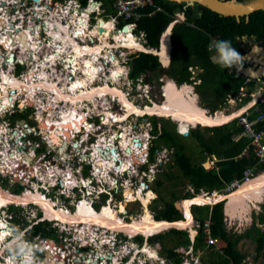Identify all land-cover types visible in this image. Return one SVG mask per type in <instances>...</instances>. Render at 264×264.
<instances>
[{
  "label": "bare ground",
  "instance_id": "1",
  "mask_svg": "<svg viewBox=\"0 0 264 264\" xmlns=\"http://www.w3.org/2000/svg\"><path fill=\"white\" fill-rule=\"evenodd\" d=\"M33 1H34V7L32 8L33 15L30 16L29 18L28 17L24 18L25 22H27L26 24H24V30L21 28H18V30H16V27L13 25L12 27L14 29L11 30L8 25L5 26L0 20V36H2L5 40L7 37V42L5 44H7L8 53L10 52V50L11 53H14L15 51L19 50L21 52V55L20 53H18L19 54L18 56H20L21 58L23 57V59L28 57L31 58L34 57L35 61L38 63V61L41 58V55H39L40 53L39 51L44 49V47H42V49H40L39 51L37 49L39 46V43L37 42L40 41L38 40V38H40L39 32L40 30H42L43 27V30L45 31L47 30L48 34L51 35V40L49 41L48 45L49 47L51 45L50 49L52 50L46 56V60L44 59L42 61L43 66L36 67V65H33V67H29L27 73H24V77L21 79L16 78L14 76L13 70L11 68L13 67L11 65L12 63L11 64L7 62L5 63V68H8V70H5L3 67H1L0 64V74H1L0 76L1 77L3 76L2 82H0V111H7V109H9L13 105L14 98L16 97L15 93L17 90L24 91V89L37 87L39 89L40 88L43 89L45 94V96L43 97L42 96L37 97L38 106H39L38 109L40 110L37 118L40 119L41 116L43 117V113L41 111H54L52 112L54 116L60 115V117L63 120L69 119L71 112L65 111V109L69 107L68 103H73L76 106V103L83 101L88 96V93L79 94V95H67L65 93L66 86L62 84H66L67 82L77 81V80L74 81L75 79L74 71H76L77 77L80 81L90 80L93 75L101 76L102 81H104L105 83H103L97 88H92L90 95L96 93H111V95L115 96L116 99L119 98L120 101L125 102L126 105H128L125 107V109L129 111V113L127 114L128 117H130V115L132 114L134 116V113L136 114V116H141L148 113L150 115L155 114L159 116L172 117L173 119L178 121V124L180 125L179 128L182 132L187 131L191 127H195L198 124H202L205 126H215L226 123L232 120L233 118H235L234 116H238L244 111L243 109L241 113H239L240 110H237L232 113H226L224 111H221L220 113L217 112L216 114H210L203 107L197 104L196 95L193 93L190 85L183 84L182 86H178L173 81H169V83L166 84V88L164 90L165 91L164 96H166V98L162 103L154 102V104L147 105L143 108L137 106L133 101L129 99L128 95L126 94V92L123 91L122 88L115 86L114 84L112 85V83H114V81H118L119 80L118 77L121 78L125 74V72L123 67L124 65L120 62L121 60L118 56L119 54L117 55L116 53L114 54L115 65H111L110 69H107L109 64L113 62L112 60L113 54L111 51L112 50L114 51V49H112V45H110V43L107 41V37L110 36L113 38L111 43L114 44L115 50L120 48H126L128 50H135V51L138 50L151 51L152 53L158 55V57L163 62V64L167 66L170 63V57H171L170 52L172 47L170 40L171 37L170 29L168 28L162 35L161 50H160L143 45L137 39L136 35L132 31L131 32L133 35L127 36L125 34L126 33L125 28L127 26L124 29L121 27L120 29L116 30L115 23L111 19L108 20L104 19V17L102 16L99 17L100 21L98 22V26L94 27L93 33H89L90 37L92 36V41L94 40L92 46L95 47L85 45L87 44V41L85 43L82 41L83 45H80L79 44L80 40L78 39L82 38V36L87 38L86 30H88V28L86 27L85 22L88 19V17H90L88 11H85L86 13L83 14V16H78V14L79 15L82 14L78 8L76 9V13H77V14L75 13L76 15H74V13L72 12L70 13L66 12L63 14L64 10L62 11L60 10V12L57 13L55 12L48 13L44 11L45 6L41 7L43 3L40 0H33ZM17 2L18 1L13 0V3H17ZM6 3H8L7 0ZM0 7H2V4H0ZM41 8L42 10H40ZM91 9L94 8L91 7ZM40 11H44V15H42V12ZM36 19L40 21V25L43 22H46L45 26H38L37 28L33 29L32 26L35 24L32 25L30 22L35 21ZM78 20L79 21L82 20V21L78 22ZM101 20H103V23H101ZM27 25H30V27H27ZM59 27H61L65 32L63 34V38L55 31V29L58 31ZM128 27L131 30V27L130 26ZM2 30L5 31L4 34L1 32ZM21 31L22 32L25 31L27 33L28 41L30 42L29 46H25L20 42ZM76 38L78 41L75 40ZM59 41H61V43ZM0 57L2 58L1 55ZM105 58H108V61H105ZM167 62L168 64H165ZM56 65L64 66L66 70L60 71L59 69L56 68ZM106 75H108L109 78H112L113 81L111 82V80L107 79ZM123 78L124 76L122 77V79ZM121 83L122 82H120V84ZM75 88L76 87H74V89ZM12 89L14 90L15 93H13V95L11 96L9 95V92L10 91L12 92ZM48 92L51 93L52 95L48 94ZM68 100H72V101H68ZM69 109L71 110L72 108L69 107ZM59 111L61 112L59 113ZM5 113H3V115H5ZM117 120L121 122L126 120V118L119 117L117 118ZM43 122L44 123H42V120H40V127L43 129L42 131L44 132L43 136L48 142L49 147H53L55 150L58 148L60 150L59 158L63 160L61 163H63L65 167L68 162L65 160L68 157H65L64 154L65 153L68 154L67 146H69L70 141L72 139L70 137L69 139L70 141H69L68 139H64L60 137L58 133H56L55 131H50V125L52 124V122L49 121L48 119H44ZM54 123H55L54 127H56L58 121L54 120ZM122 126L120 125V128H123ZM19 128L17 129V132L16 131L14 132V134H16L15 135L16 137L18 134H21ZM44 128L46 130H44ZM130 129L131 128L125 126L124 131H122L123 133L118 132L117 130H115L112 133V139H116L117 136L120 137L122 136L120 145L122 147L123 155H125L126 160L125 159L121 160L119 165H116V163H114V165L112 166L109 165V163L111 162L110 158L108 159L106 158L105 161L103 160L104 165H102L103 163L101 162L102 159L100 161V158L95 151L94 154L92 155V159H96L97 157V159L94 160L93 162L95 165V169H94L95 172L99 174L100 177L104 178L105 180H107V182H110L113 185L116 183L117 180L111 177L110 174L112 173L117 174L123 171L128 173V171L132 170V166L134 165V162H137V160L140 161L141 153H144L142 149L139 148L140 146H142V144L138 145V143H136V141L139 140V137L132 136L133 132ZM57 130L59 133H63V134L65 133L64 130L62 131V129H57ZM9 131H10L9 129L0 130V148L2 150H5V144L3 141L7 142L9 146L14 147V150L12 152L9 151L0 152V157L3 163V167L6 171L8 167L13 169L17 165L18 161H20L21 169L24 166L25 162L31 164V166L34 165L35 168L34 171L43 175L42 177L44 178L45 181L56 176L64 177L67 171L63 167L59 166L58 162L57 163L55 162L53 165H51V167L49 166L50 168L48 167V169L47 167H40L37 166V164L35 165V163L34 164L30 163V161L27 160V157L30 153L29 154L27 152L22 153L21 149L18 148L23 143L22 138L21 140L18 139L17 141L12 142L14 139L10 138ZM23 132L24 130L22 131V134L26 133ZM66 132L70 136L72 129L66 128ZM86 138H84V140ZM103 139L105 138L102 137L100 142L97 143V145L112 146L114 143V140L109 138H107L108 140L105 143H103L102 142ZM67 143L68 145H66ZM79 144L81 143L79 142ZM61 146L62 148L60 149ZM101 146L98 147V150L99 148L102 149ZM108 147L105 150L106 155L108 153H112L114 155V153L111 150L114 149L115 147L112 148L110 147L108 148ZM128 147L130 149L129 151L127 150ZM95 148L96 145H94L93 150H95ZM84 149L85 147L83 145L79 149L76 148V151L83 152ZM115 152L117 153L116 149ZM116 155L119 158L118 154ZM107 162L108 164H106ZM124 167L126 168L124 169ZM41 168L47 169L46 175L42 172ZM24 173H26L25 170L22 171V176H24ZM32 173L34 174L33 171ZM65 177L67 179L62 178L63 179L62 182L66 187H71L76 184V179L74 178L72 171L68 172L67 176L65 175ZM128 184L130 185V183ZM142 186L143 187L140 186L133 189L130 185L131 188H129L128 190V192L132 193V197L135 200L139 199L142 200L144 203V216L141 217L140 221H135L133 223L132 222L129 223L119 218L118 215L115 213L116 210L113 209L111 206H105L103 207V210L101 211L97 210V212H95V209L93 207L91 206L88 207V205L85 202L83 203H81V201L79 202L78 207L76 206L77 207L76 213H79L78 215L79 218L76 221V223H80V222L84 223L85 222L84 218L86 217L87 219L91 220V222L88 223L89 225L96 223L99 226L97 228H92L91 227L92 225L89 226L90 231L88 232L86 228H82L81 231H79V233L77 231L78 235H82L83 238L90 237L92 241H95L97 243L96 247H98L99 250L105 249L106 246H108V249L110 250L109 251L110 254V252H113L111 250L112 245H114L115 250L113 252V258L112 255H105V256L102 255L104 254L103 252L98 253L97 259L94 256H92L91 258L90 257L84 258V257H80L79 255L78 257L75 258L76 264H97L102 259H104L103 261L104 264H121L122 254L128 252V249L127 250L119 249L118 247L115 246V244H113V239H111L109 236H105L104 233L100 234L101 227L105 229L109 228L111 230L117 229V231L118 229L123 230L129 233L130 236H135L138 234L150 236L155 233L164 232L171 227H177L180 229H185L189 227L192 228L193 215L190 205L193 203H197V204L210 203L217 199L216 197L208 198L202 194L201 196L183 200L181 203L184 205V207L183 206L182 207L183 210H185L184 211V213L186 214L185 219L179 221L156 220L153 218L149 210L150 209L149 203L156 196L152 191L146 193L145 192L146 186L144 185ZM124 191H125L124 193H127L126 190ZM263 191H264V174L244 184L239 189L235 190L232 194L226 196L225 197L227 199L226 210L231 216V218L233 219L239 217L243 221V218L248 216L249 212H251L253 208L255 210L259 209L257 206L259 203H261L263 199L262 197L263 195L261 196ZM3 194H1L0 192V206H3V204L6 205V203H9L10 201H18V202L23 201L24 203H28V202L30 203V201L31 202L33 201L35 203H39V205L41 204L40 206H42L45 209L46 215L51 219L61 218L62 214H64L63 210L67 214L70 213V211L69 210L67 211L66 209L55 210L53 208L54 203L52 204L50 200H48L47 197H45V195L40 191L33 192L28 190L26 194L24 193L25 195L23 194L22 196L10 194L7 192L5 193L7 195H3ZM4 225L5 224L3 222H0L1 228H3ZM7 234H8L7 229L0 230L1 255L3 253L1 249L2 248L1 245L3 244L1 242L4 241ZM192 235H194L193 230H192ZM25 255L27 257L22 256L18 259V261L15 260L16 257H8L6 258L5 263L6 264H40V261L36 257L32 256L31 251L29 253L27 251ZM132 257L133 258H131V260L135 258V255H133ZM51 258H53V256ZM92 258H95V260H92ZM107 258H109V260ZM245 263H247V261ZM0 264H2L1 261ZM127 264H132V261Z\"/></svg>",
  "mask_w": 264,
  "mask_h": 264
},
{
  "label": "trees",
  "instance_id": "2",
  "mask_svg": "<svg viewBox=\"0 0 264 264\" xmlns=\"http://www.w3.org/2000/svg\"><path fill=\"white\" fill-rule=\"evenodd\" d=\"M88 0H81L85 6ZM104 6L112 3V0H99ZM156 6L162 8L154 16H144L139 21V29H144L148 36V45L158 47L161 34L168 25L175 20L176 13L184 12L186 19L175 24L172 31L173 49L171 55V65L165 68L161 65L158 55L152 53L140 52L130 61L132 78H137L140 74L157 70L161 74H165L168 78H173L180 85L183 83L196 84L198 92L202 96L205 107H219L229 101L231 97H236L241 92V88L245 83V78L241 74V70L246 66L245 59L242 60V66L233 64L228 67L216 61L214 54L216 53L215 43L219 41H230L231 47L243 56L246 52L239 42L237 36L248 35L261 38L264 36V12L259 11L251 16L248 23L237 22L232 17H226L218 14L205 4L197 3L195 5H187L186 3H178L169 0H155ZM151 10V8H149ZM123 29L125 27H122ZM126 35H133L129 27L125 28ZM210 45L212 47L210 48ZM205 67L204 72L197 74L192 79L193 72L190 67ZM253 86V82L250 83ZM164 98V97H163ZM208 104V106H207ZM264 108V105H262ZM160 119V121H159ZM162 120V121H161ZM154 129V138L150 143V161H153L156 153L162 147L173 149L170 167H177L182 175L166 172L163 178H158L157 183L161 187L165 180L173 178L178 179L177 184L181 180L186 179L187 182L194 185L196 190L200 189L212 190L223 187L227 182L234 178H241L244 170L256 163L255 152L251 143V136L245 132L243 126L239 123L238 117L218 126H214L208 130V133L201 129H192L188 136H184L177 132L176 123L167 121L166 118H152ZM160 122H163L160 125ZM160 125V126H159ZM170 125V126H169ZM262 125H257L260 128ZM184 138L195 141L196 148L191 149L184 142ZM250 146V153L243 154V150ZM214 154L224 160L219 161V169L206 170L201 162L208 154ZM195 159V161L193 160ZM147 167H145L146 169ZM260 170H264V162L260 165ZM160 173V172H159ZM163 174V172H161ZM18 191L23 189L22 185L16 186ZM174 200L161 199L162 209L156 208V218L159 220L177 221L182 218L181 213L177 209L175 203L178 197L175 192L171 193ZM161 196V195H160ZM178 201V200H177ZM193 210L195 218L203 222L211 213L213 220V235L223 238L221 249L223 254L216 252L214 248H206L207 261L206 264H240L246 255L238 247V242L247 233L254 231L256 250L260 254H264V212L261 213L257 222L254 220L251 228L247 227L242 233H238L228 228L225 220L223 203H217L210 211V206H195ZM16 220V219H15ZM259 224V225H257ZM36 232H41L43 236L54 234L49 231L45 225H39ZM165 232V231H164ZM160 234L161 241L166 239V235L173 233L178 236L177 244L174 247L164 245L163 253L170 258H174L180 262L181 258L176 256L174 249L179 245H190L191 241L188 232L183 230L172 229L171 232ZM204 231L200 230L194 243V249H205L207 247L204 239ZM141 239V236H139Z\"/></svg>",
  "mask_w": 264,
  "mask_h": 264
},
{
  "label": "flooded vegetation",
  "instance_id": "3",
  "mask_svg": "<svg viewBox=\"0 0 264 264\" xmlns=\"http://www.w3.org/2000/svg\"><path fill=\"white\" fill-rule=\"evenodd\" d=\"M3 1H6V0H3ZM3 1L0 0V4H2V7H0V20H1V22L5 26L8 25L11 30L14 29L12 27V25L15 26L16 28L18 27V28H21L24 30V24L27 23V22H25V19H24L25 16L23 14L18 13V12H16L18 15L17 14H14V15L9 14V9H10L9 4L14 5L15 7H18V6H16V4L19 1L14 0V1H18V2L13 3V0L12 1L7 0L8 3L4 4V6H3ZM29 1H31V0H29ZM219 1L224 2V3H229V4L235 5V6H238V5L246 6V5H250V4H254V3L259 5L260 8L258 10L254 11V12H250V13L233 12L230 15H225V14H221V13L217 12L218 14H220L222 16L232 17L237 22L244 21L245 23H248V22H250L251 16L254 13L259 12V11L264 12V5H263L264 0H219ZM184 3H186L187 5H195L198 2L185 1ZM76 9H77V7L74 8L75 11L73 10L70 12H72V13H74V15H76L77 14ZM44 11L48 12V9L46 6L44 8ZM44 11H40V12H42V15H44ZM58 12H60V10ZM64 13H65V11L63 12V14ZM78 16H83V14H81V15L78 14ZM81 21L78 20V22H81ZM37 22L38 23H36V24L38 25L40 23V21L37 20ZM45 23L46 22H43L42 26H45ZM85 25L88 28V30H86L87 45L92 46L94 40L91 41L88 38H90L89 33H93V31L89 30L87 20L85 22ZM64 28H66V27H64ZM168 28L171 31V26ZM55 31H56V33L61 35V37L63 38V34L65 32L61 27H59L58 31L56 29H55ZM1 32L3 34L5 33L4 30H2ZM41 33L43 34L42 39L37 43H39V45L41 47L45 44L46 47L44 50H42L40 52L41 58L38 61V63L35 61L34 57H32V58L29 57V58H31V60H28L27 58L23 59L24 63H20V62L16 61L17 60L16 56L19 55V54H17V51L14 52V60L8 61L7 58L10 56L11 50L9 53L7 52L8 48H7V44H5L7 42V37L5 40L2 36H0V50H2L0 52V55L2 56V58L0 57L1 67H3L5 70H8V68H5V63L7 62V63L11 64L15 61L17 62V64L23 65L25 72H27L29 67H33V65H36V67L43 66L42 61L44 59L46 60V56L49 54V52L52 49H50L51 45H50V47L48 46L49 41L51 40V35H48V32L43 30V27H42ZM39 34H40V32H39ZM251 37L254 38L255 36H248V35L237 36V41L239 42L240 46L244 50H246L245 54L251 53V51H253V53H254L253 55H255V56L251 58V60H253L252 64L254 65L255 69H258L262 66V68H261L262 70L259 72V73H261V76H260L261 78L259 76H257L256 74L255 75L251 74V76L254 78L255 81L260 82L262 80L264 82V44L260 43L259 48H258V46L253 44V42L251 41L252 40ZM107 39H108V37H107ZM257 39H260L262 42V41H264V36L261 38H257ZM170 40H171V37H170ZM59 42L61 43V41H59ZM59 42H56V43H59ZM79 44L83 45L82 41H79ZM110 45H112V49H114V51L113 50L112 51H113V54H115L116 50H115L114 44L112 43ZM246 46H248L249 48ZM253 46L256 47L254 50L252 49ZM249 55L250 54H248V56ZM25 60L27 61L26 63H25ZM11 68H12L13 74H14V68L13 67H11ZM56 68L59 69L60 71L66 70L65 67L61 66V65L60 66L56 65ZM197 68L200 69L201 67H199V66H196V67L191 66L190 67V69L193 72V76L191 77L192 79H195V77H196ZM16 74H18V73L16 72ZM14 76L16 78L21 79L24 77V74L21 77H17L15 74H14ZM164 76H165L166 80L170 79L165 74H164ZM2 77L0 76V82H2ZM172 79L173 78H171V81L175 82ZM103 83L104 82L102 81L101 84H103ZM175 83H177V82H175ZM177 84H179V83H177ZM183 84H186V83H183ZM187 84L192 85L193 83H187ZM75 85H76L75 82L71 83L69 89H67V92H66L67 95H73L72 90H74V87H76ZM190 87L193 88L192 86H190ZM16 93L19 94V93H22V91L17 90ZM41 94H44L42 89L38 91V95H41ZM20 99L22 101L21 102L22 105L25 104L27 106L29 104L28 101L24 102L23 97ZM112 101H115L117 104L124 106L121 103H118L120 101H118L116 98L112 99ZM13 107L14 106H12V109L16 108V107H14V108ZM17 107L20 108L18 105H17ZM92 108H93V105H92ZM112 109H113V107H112ZM35 110H36V108H35ZM93 110L94 109L88 110V111L87 110L86 111H70L71 113H70L69 119H66L63 121L59 120L60 117H58V122H59V124H62V128L65 132L63 134L62 138L69 140L71 137V139H72L71 141L69 140L70 144H69V146H67L68 154L67 153L64 154L65 157H68L66 160L65 159L64 160L68 161L67 164L68 163L72 164L71 167H69V166L64 167V164L61 163L63 160L59 158L60 150L58 148L55 150L53 147H49L48 142L46 141L45 137L43 136L44 132L42 131L43 129L40 127V120H42V123H44L43 120L48 118L46 116L47 111H41L43 113V117L41 116L40 119L37 118L39 111H37V110L33 111L34 118L36 120L35 127L29 126V123L24 119V118L27 119V115H28L27 111H24V118H21L20 121L24 122V126H25L24 128L25 129L20 128V133L22 134V130H24V132H26V133L23 132L24 134L20 135V137L18 135H17V137L15 136L16 134H14V132L15 131L17 132L18 128L15 127L13 129L12 124L10 123L9 120L7 121L6 119H3L6 121H3V120L1 121L0 130H8L9 129L10 130L9 131L10 138L14 139L12 142L17 141L18 139L21 140V138H22L23 143L20 145V147H18L19 149H21L22 153H26V151H25L26 146L31 148V150L28 152V154L29 153L30 154L27 157V160L30 161V163H32V164L35 163V165L37 164V166L47 167V169H48L49 166L51 167V165H53L55 162L56 163L58 162L59 166L63 167L67 171V173L72 171L73 176L76 177L75 179L77 180V184H75L73 186L81 185V182H84L85 180H88V182L90 183L89 187L82 185V188H84V189H80V194L76 195L73 192L72 188L70 189L69 187H66L64 185V183L62 182V180L66 178L65 175L67 176V173L64 175V177H57L56 176V177H53V178L45 181L44 178L42 177L43 175L34 171L35 170L34 165L31 166V164H28L27 162H25L24 166L22 167V168H24V170L26 172V173H24V176H21L19 174L18 175L13 174L11 180L7 179L3 176H0V179L6 180V181L10 180V182H12V183H18L19 185L23 186V189L21 191H18L17 188H15V189L12 188V190H10L6 187L2 188L1 187L2 181H0V192H1V194H3V192H4L3 195H7V194H5L7 192L10 194L22 196L24 193L26 194V192L28 190L33 191V192L40 191L41 193H43L45 195V197H47L48 200H50V202L52 204L54 203L53 208L55 210L66 209L67 211L69 210L71 213L70 215H68L67 213L64 212V214H62L61 219L60 218L51 219L46 215L45 209L42 206H40L41 204L39 205V203H35L33 201L32 202L30 201V203L29 202L24 203L23 201H19V202L18 201H10L9 202L10 204L6 203V205L3 204V206H0V213L1 212L5 213L4 217H1V215H0V222H3L5 224L3 226V228H1V226H0V230L7 229V231H8L7 235H9L7 240H12V241L21 240L23 242H26L27 247H28L31 243H36V240L34 239V237H36L35 235L40 236L39 240L41 241V249H39V248L38 249L41 252H38L36 250L31 251V254H33L34 257H36L40 261V264H63V262H66V261L75 262V258L78 257L79 255H80V257H84V258L85 257L91 258L92 256H94L97 259V255H98L99 251L96 248V246L92 247V246L87 245L85 247L86 243H84V244L78 243L77 240H79L80 238L78 237L79 235H78L77 231L75 230V229L81 228L83 225H86V226L88 225V224H85L83 222L75 223L77 221V219L79 218L78 217L79 213H76L75 208L78 205V203L82 200V197H83V195H85V193H86V199L92 200L93 208H95L96 210H101L105 206H111L113 209L116 210V211L115 210L114 211L118 215L119 218H121V219H123L129 223L133 221L131 217H128L127 220L125 219L123 207H121V205H123L121 201L127 198L126 195L124 194V192H125L124 190L126 188V183H127L126 181L129 180V175L124 171L121 173H117V174L112 173V174H110V176L113 177L117 181L114 185L110 184V182H107V180L100 177V175L95 172V170H94L95 165L93 163L94 161L92 160V154L94 153L93 152L94 145H96V148L94 151L98 154L100 161L102 159V161H101V162H103L102 165H104V161L106 160V158L107 159L110 158L111 159L110 161H112V162L115 161L116 165H119L121 160H123V159L126 160L125 155H123V151H122V147L120 145V141L118 139L113 143L112 146L97 145V143H98L97 140L100 137L101 138L103 137L105 139H103L102 142H104V141L106 142L108 140L107 137L112 136V133L115 130H117L119 132V130H121L119 127H120V125L122 126V124H120V123H122L123 121L120 122L119 120H117V118H119V117L123 118V116L125 117V115H127L129 113V111H127V109H124L126 111H119V114L115 113V111H110L111 115H110V119H109L108 115L104 114V113H107L108 111H93ZM134 116H136L135 113H134ZM136 117H139V116H136ZM147 118H151V117L145 116V117H141V118H138L137 120H135L133 123H137V124L133 125L134 128H132V132H135V131L142 132V131L146 130L150 134H153L154 124H153L152 118H151V120L144 122V120ZM115 124H117V126H114L112 131L108 132L109 125H115ZM93 125H94V127H93ZM145 125H147V126H145ZM78 127H80V128L78 129ZM87 127H89V128L93 127L94 130L87 133V132H85V129H87ZM66 128L72 129L70 136L66 132ZM146 128H149V130H147ZM33 129L35 131L37 130L36 132H39V135H40L39 140H34V138L25 137L26 135L29 134V132L36 133ZM44 130H46V129L44 128ZM132 135H134V134H132ZM84 138H86V139L84 140ZM101 138H100V140H101ZM30 141L33 142L34 144H30ZM79 142L81 144H79ZM75 143H77V146L74 145ZM66 145H68V143ZM83 145L85 147V149L83 150L84 153L82 151L77 152L76 148L79 149ZM100 146L102 147V149L98 150V147H100ZM108 146L110 148L115 147L114 149L117 150L116 154H118L119 158L117 157V159L114 160V155L112 153H108L106 155L105 150L107 149ZM48 148H49V150L53 151L52 156L50 153H48ZM61 148H62V146L60 147V149ZM139 148H141V146ZM12 151H10V152H12ZM83 155H84V157H83ZM122 156H124V157H122ZM78 163L83 164V165H80L81 170H78V168H75V166L78 165ZM106 164H108V162ZM20 168H21V165L16 166L14 169H18V172H19L21 170ZM125 168L126 167H124V169ZM14 169L12 170L11 168L8 167L7 168V172H8L7 174H9L12 171L16 172V170H14ZM47 169H45L43 172L45 175L47 174V171H46ZM0 170L3 172V170L1 169V164H0ZM142 170H144V169H142ZM32 171L34 172V174L32 173ZM3 173L5 174V172H3ZM133 177H134V175H133ZM135 179H137V178H135ZM138 187H140V186H138ZM146 188L148 190L147 192L145 191L146 193H148L149 191H152L155 194V196H157V194L154 192V190L151 189L150 186L146 185L145 189ZM87 192H88V194H87ZM116 193H119V194H116ZM11 203H13V204H11ZM31 205L33 206V208H31L30 210L26 209V207H30ZM14 206L21 207L22 211L27 210L26 214H24V216L26 217V220L23 221L24 225H20L19 227H17V224H20L21 221H20V218L17 217V215H15L16 213L13 212V209L15 208ZM61 213H62V211H61ZM254 220L253 219L250 220L251 224H250V226H248L249 228H251V225L253 224ZM256 221L258 222L259 218ZM41 224L45 225L46 228L49 231H52L54 234L46 237V236H43L40 231L36 232V231H38L37 229H39L38 226ZM91 225H89V226L94 227V228H97L99 226L96 223H93ZM259 226H261L262 229H264V226H262V225H259ZM172 229L179 230L178 228H169L167 230H172ZM236 231L238 233L243 232V230L241 231L238 228L236 229ZM100 232H104V235L109 236L110 238H111V235H114L113 242L115 243V246L118 247L119 249H122V248H120V245H117L116 235L121 237V239L118 240V243L121 242L122 245H125V244L128 245V243H130V238L127 237V235H129V233H127L123 230L118 229V231H117V229L111 230L109 228H106V229H101ZM169 232H171V231H169ZM254 233H255L254 231L247 233L241 239L244 241L242 246H243V248L245 247V249L243 251L244 252L249 251V254H247L245 261L250 260L252 262V264H264V254H260L256 250V242H255L256 240L254 238V236H255ZM24 234L26 236L25 239H24ZM190 234H191V232H190ZM140 235H142V234H140ZM154 237L155 236H151L148 238L144 235V236H141V239H140L139 236H137V237L133 238V243L137 244L138 246H132V247L133 248L135 247L136 249L142 250V252H144L146 255L147 254L150 255L149 250H148L149 248L148 247L144 248V246H145V242L149 241V239L154 238ZM13 244L14 243H10L11 246ZM240 244L241 243L239 241L238 247L242 250V246ZM1 246L3 247V245H1ZM22 246H23V249H21L22 252L17 251V252H15V256H10V257H19L20 258V257L24 256L27 253V250H24V243ZM35 246L37 248V245H35ZM112 247H114V245H112ZM36 248H34V245H32V249H36ZM107 249L108 248H105L102 251L108 252ZM111 250L114 252L113 248ZM3 251H4V249H3ZM113 252H110V254H108V255H112V258H113ZM134 253L138 254L137 252H132V256L134 255ZM153 253H157V259H155L152 262V264H170V263L182 264L181 262L177 263V261L174 258H170L167 255H166V257H167L168 261L166 262L164 258H161L160 254L158 252L153 250ZM52 256H53V258H51ZM107 259L109 260V258H107ZM92 260H95V258H92ZM110 260H112V259H110ZM0 261L2 262V264H6L5 263L6 257L3 256V253H2V255L0 254ZM138 262H140V260H138ZM121 264H123V261Z\"/></svg>",
  "mask_w": 264,
  "mask_h": 264
},
{
  "label": "rangeland",
  "instance_id": "4",
  "mask_svg": "<svg viewBox=\"0 0 264 264\" xmlns=\"http://www.w3.org/2000/svg\"><path fill=\"white\" fill-rule=\"evenodd\" d=\"M19 2L16 4V6H18V7H15L14 5H11V4H9V7H10V9H9V14L10 15H14V14H17L16 12H18V13H20V14H23L26 18L28 17H30V16H32L33 15V7H34V1H29V0H18ZM43 6L42 7H44V6H46L47 7V9H48V13H50V12H56V11H54L55 9H53V7H54V5H53V7H51V4H50V2L49 1H45V2H43ZM40 10H42V8L40 9ZM73 11V10H72ZM70 13V12H69ZM51 14H53V13H51ZM18 15V14H17ZM46 15V14H45ZM49 16V15H48ZM99 16V15H98ZM38 23L37 22V19L35 20V21H31L30 23L33 25V24H35V25H33L32 26V28L34 29V28H37L38 26H42V24L40 25V23L38 24V25H36V23ZM29 23V24H30ZM41 31L42 30H40V38H38V40H41L42 39V33H41ZM47 31V30H46ZM48 32V31H47ZM49 35V34H48ZM252 38V42H253V44H255V45H257L258 46V48H259V45H260V43H263L264 44V41H262L261 42V40L260 39H255V38H253V37H251ZM88 39H90L91 41H92V36L90 37V38H88ZM75 40H77V38L75 39ZM78 40H80V41H83L84 43L87 41V39H86V37H83L82 36V38H79ZM77 40V41H78ZM112 40H113V38L112 37H108V39H107V41L110 43V44H112L111 42H112ZM137 41V40H136ZM85 45H87V44H85ZM49 46V45H48ZM41 46L39 45L38 46V51L40 50V49H42V47H44V49H45V47H46V45L44 44L41 48H40ZM92 47H95V46H92ZM246 47H248V46H246ZM40 48V49H39ZM130 48H133V47H130ZM136 48V47H135ZM249 48V47H248ZM44 49H42V50H44ZM123 50V52H122V50ZM41 50V51H42ZM41 51H39V52H41ZM133 51H135V50H127L126 48H120V49H116V54L119 56V58H120V62L124 65L123 67H124V72H125V74L123 75L124 76V78L122 79V77L120 78V77H118V79L120 80V82H122L121 84H120V82H119V80L118 81H114V83H112V85L114 84L115 86H118V87H120V88H122L123 90H125L126 91V94L128 95V97H129V99L131 100V101H133L137 106H139V107H141V106H144L145 104H148L151 100H157V103H162L163 101H164V99L166 98V96H164V98H163V96L161 95V94H164V85H166V83L165 84H163V83H161L160 81H159V75H161V73L160 72H158L157 70L155 71V70H153V71H150V72H148L147 74H148V76H150L151 77V82H152V91L150 92V94H149V98H147V96L146 95H143V97H138V95H137V93H136V91L135 90H132L131 91V88L132 87H134V82H133V80L132 79H130V77H129V75L127 74V70L129 69V71H130V69H131V65H130V61L125 65V57H126V55H127V53L128 52H133ZM1 52V51H0ZM112 52V54H113V51H111ZM18 53H20V55H21V52L18 50L17 51V54ZM138 53L139 52H137V55H138ZM248 54H250L249 56L247 55V58L245 59L246 60V63H247V65H251L252 64V61L253 60H251V58L252 57H254L255 55H253L254 53H253V51H251V53H248ZM39 55H41V53H39ZM28 56H30V55H28ZM17 57V60L16 61H18V59L20 58V56H16ZM22 59H23V57H22ZM28 60H31V58H27ZM112 60H113V62L111 63V64H109V66L107 67V69H110V66L111 65H115V58H114V54H113V57H112ZM13 62L12 63V66H13V68H14V74L17 76V77H21L24 73H27V72H25V69L23 68V65L22 64H17V62ZM105 61H108V58H105ZM132 61V60H131ZM27 61L25 60V63H26ZM31 62V61H30ZM23 63H24V61H23ZM165 64H168V62L167 63H165ZM16 72L18 73V74H16ZM105 73H106V71H105ZM104 73V74H105ZM199 73V72H198ZM126 77H128V80L126 79ZM28 78V77H27ZM106 78L107 79H109V80H111V82L113 81L112 80V78H109V76L108 75H106ZM75 80H77L76 81V88L74 89V90H72V94L73 95H79V94H85V93H88V96L83 100V101H81V102H78V103H76V106L73 104V103H68V106L70 107V108H72L71 110L69 109V107L68 108H66L65 109V111H88V110H92V109H94L93 111H108L107 113H104V114H106V115H108V118L110 119V115H111V112L110 111H115V113H118L119 114V111H126V110H124L125 109V107L126 106H128V105H126V103L125 102H122V101H120V99L119 98H117V100L118 101H120V102H118V103H121L122 105H124V106H121V105H119V104H117L115 101H112V99H115V96H113V95H111V93H96V94H92V95H90V93H91V89L92 88H97V87H99L100 85H102L101 83H102V79H101V76H98V75H93L92 77H91V79L90 80H87V81H80L79 79H78V77H77V74H75ZM144 81V79H142V80H140L139 82L140 83H142ZM101 82V83H100ZM104 82V81H103ZM145 82V81H144ZM197 82L199 83V80H197ZM125 83V84H124ZM109 84V83H108ZM187 84V83H186ZM190 86H192V85H190ZM150 88H151V86H149ZM193 88H192V91H193V93L196 95V102H197V104L199 105V106H201V107H203L206 111H208V110H210V111H208V113H210V114H216L217 112L218 113H220L222 110H227V111H224V112H226V113H232V112H234V111H228V109H226V108H229L230 106L229 105H236V102L238 101V100H240V99H238V98H235L234 100L235 101H231V99L229 100V101H231V102H228V103H226L225 105H223V108H222V110L221 111H219V109L218 108H221L220 106L219 107H215L216 109H214L213 107H208L207 109L204 107L205 106V103L202 101V96H201V94L198 92V89H197V87H196V84H194L193 83V86H192ZM248 88H249V86H248ZM39 90H41V88L39 89V88H37V87H34V88H30V89H24V91H22V93H16V97L14 98V101H13V104L14 105H12V106H14V107H16L15 109H12V106L9 108V109H7V111H0V114H1V116H0V122L3 120V119H6L7 121L9 120L10 121V123L12 124V128L14 129L15 127H17V128H19V127H21L22 129H25L24 127V122L23 121H20V119L21 118H24V111H27V113H28V115H27V119L26 118H24L28 123H29V126H31V127H35V125H36V120H35V118H34V114H33V111H40L38 108H39V106H38V96H45V94H41V95H38V91ZM13 93H15L13 90H12V92L10 91L9 92V95H13ZM249 94V93H248ZM24 98L23 100L24 101H28V105L26 106V105H22L21 104V99L20 98ZM235 102V103H234ZM151 104H154V102H152ZM252 104V103H251ZM17 105L20 107V108H18L17 107ZM92 105H93V108H92ZM148 105H150V104H148ZM52 106V105H51ZM147 106V105H146ZM13 107V108H14ZM112 107H113V109H112ZM35 108H36V110H35ZM92 108V109H91ZM244 108H242V109H240V111H239V113H241V111L243 110ZM216 110V111H215ZM237 111V110H236ZM5 112H7V114L6 115H3V113H5ZM52 112H54V111H47V113H46V116L48 117V118H46V119H48L49 121H51L52 122V124L50 125V131H55L56 133H58V135L60 136V137H63V133H59L58 132V130L57 129H62V131H63V128H62V124H59V122H58V124H56L57 126L56 127H54V125H55V123H54V120H57L58 121V117H60V115L59 116H54L53 114H52ZM61 111H59V113H60ZM49 113V114H48ZM238 113V114H239ZM51 114V115H50ZM159 116V115H158ZM141 117V116H140ZM151 117V116H150ZM234 117H237V116H234ZM123 118H126V120L125 121H123L122 123H120V124H122L123 125V127H125V126H127L128 128H131L130 130L132 131V128H134V121L135 120H137V117L136 116H133V114L132 115H130V117H128V115H125V117L123 116ZM159 118H162V117H159ZM239 119V118H238ZM6 120H3V121H6ZM59 120H61V121H63V119L60 117V119ZM149 120H151V118H147V119H145L144 120V122H147V121H149ZM159 121H160V119H159ZM162 121V120H161ZM167 121H172L173 123H176V126H178V122H175V121H173L172 120V118H169V119H167ZM8 123V122H7ZM163 122H160V125L162 124ZM1 124V123H0ZM132 125V126H131ZM159 125V126H160ZM220 125V124H219ZM114 126H117V124H115V125H112V126H109L108 127V132H110V131H112V129H113V127ZM145 126H147V125H145ZM170 126V125H169ZM216 126V125H215ZM93 127H94V125H93ZM93 127L92 128H89V127H87V129H85V132H91V131H93L94 129H93ZM80 127H78V129H79ZM120 128V127H119ZM210 128H212V126H210V127H204V126H200L199 124L197 125V126H195L194 128H190V131L192 130V129H201L202 131H205V132H207V134H210V133H208V130L207 129H210ZM20 129V128H19ZM122 131H124V128H120ZM147 130H149V128H146ZM34 130V129H33ZM121 130H119V132H122ZM23 131V130H22ZM35 131V130H34ZM37 131V130H36ZM35 131V132H36ZM129 131V130H128ZM130 131V132H131ZM135 132H137V131H135ZM143 132V131H142ZM146 132V131H145ZM178 132V131H177ZM81 133V132H80ZM123 133V132H122ZM121 133V134H122ZM138 133H140L141 134V132L140 131H138ZM20 135L21 134H18V136L20 137ZM143 135H147V132L146 133H144ZM42 136V135H41ZM135 136H137V137H140L139 135H135ZM25 137H30V138H34V140H39V137H40V135H39V132H36V133H33V132H29V134L28 135H26ZM43 137V136H42ZM122 137V136H121ZM121 137L120 136H117L116 137V139H118L120 142H121ZM101 138V137H100ZM100 138L97 140V142H100ZM107 138H109V139H112V136H110V137H107ZM135 138V137H134ZM116 139H112V140H114V142L116 141ZM4 142V141H3ZM145 142H147V141H145ZM144 142V140H143V143H145ZM183 142L188 146V147H190L191 149H193L194 150V148H196V142L195 141H192V140H190L189 138H184V140H183ZM103 143H105V141L103 142ZM4 144H5V150H2L1 148H0V152H4V151H12V150H14V147H11V146H9V144L7 143V142H4ZM30 144H34L33 142H31L30 141ZM31 150V148L30 147H28V146H26V152L28 153L29 151ZM93 152H94V150H93ZM48 153H50L51 154V156L53 155V151H51V150H49V148H48ZM94 154V153H93ZM92 154V155H93ZM96 157V156H95ZM124 157V156H123ZM207 157V156H206ZM96 159H97V157H96ZM96 159H92L93 161L94 160H96ZM171 159H172V156H169L168 158H164V159H162L161 158V164H159V165H156V167L154 166V167H150L149 166V170H152V173H147V172H142V171H140V165H138V163H136L135 164V166H132V170L131 171H128V175H129V180H127L126 182H128V183H130V185H131V187L134 189V186H141L140 185V183L141 182H148L147 181V179L145 178V175H147L148 174V176H149V178H150V183L152 184L151 186H152V188L154 189V190H156V192H157V199H152V201L149 203V210H150V212H151V214H154V216H156V208L158 207V209H162L163 208V206H162V202H161V199L162 198H165L166 200H168V201H172V200H174V197H173V195L171 194V193H173V192H175L176 193V195H178V197H180V196H184L185 194H188L189 192H190V194H192V192H191V189L189 188V186L190 185H192V184H190L189 182H187V180L186 179H183V180H181V183L180 184H177V181H178V179H176V178H173V179H170V180H165V183L161 186V187H159V185H158V183H157V179L160 177V178H163L164 177V173H166V172H170V173H176V174H180V177H181V175H182V173H181V171H179L178 170V168L177 167H170V164H172V162H171ZM194 161H195V159H193ZM196 162V161H195ZM0 164H1V169L3 170V172H5V173H8L5 169H4V167H3V165H2V160H1V157H0ZM53 164V163H52ZM21 165V162L20 161H18V163H17V165L16 166H20ZM80 165H83V164H80V163H78V165H76L75 166V168H78V170H81V166ZM15 166V167H16ZM66 166H69V167H71L72 166V164H67ZM14 167V168H15ZM13 168V169H14ZM74 168V169H75ZM12 169V170H13ZM14 170H16V172L14 171H12V172H10V173H14L15 175H20V172H18V169H14ZM44 170H45V168H42V172H44ZM138 171V173H137V179H135V175H136V173H135V171ZM160 172V173H159ZM161 172H163V174L161 173ZM79 173V172H78ZM121 173V172H120ZM2 175H3V173H1ZM133 175H134V177H133ZM5 176V175H4ZM10 178V177H9ZM74 178H76V177H74ZM133 178V179H132ZM10 180H11V178H10ZM10 180H3V179H0V181H2L1 182V187L2 188H8V189H10V190H12V188H16V186H18V183H12V182H10ZM131 180V181H130ZM128 183H126V188H125V190L127 191V193H124L125 195H126V199H124V200H122L121 202H122V204L123 205H121V207H123V211H124V215H125V219L127 220V218L128 217H131L132 218V223L133 222H135V221H140L141 220V217H143L144 216V203H143V201L142 200H140L141 201V204L139 203V202H137V200H135L133 197H132V193H130V192H128V190H129V188H131L130 187V185L128 184ZM76 184H77V180H76ZM82 184H84L86 187H89L90 186V183L88 182V180H85L84 182H81V185ZM111 184V183H110ZM133 185V186H132ZM4 186V187H3ZM192 186H194V185H192ZM225 186V185H224ZM223 186V187H224ZM223 187H221V188H223ZM205 190V189H204ZM189 191V192H188ZM116 194H119V193H116ZM115 194V195H116ZM161 195V196H160ZM189 196H191V195H189ZM86 193H85V195H83V197H82V200H81V203H83V202H85L87 205H88V207L89 206H91V207H93V205H92V200L90 199V200H87L86 198ZM139 200V199H138ZM177 200H179V199H177ZM176 200V201H177ZM134 201H136V202H134ZM115 202V201H114ZM133 202V203H132ZM60 203V202H59ZM62 203V202H61ZM80 203V204H81ZM207 205H209L210 207H212L213 208V206L215 205V204H213L212 202L210 203V204H208L207 203ZM15 208L13 209V212L14 213H16L15 215H17V217H19L20 218V221H21V223L20 224H17V227H19L20 225H24V220H26V217L24 216V214H26V211L25 210H21V207H16V206H14ZM147 207V206H146ZM31 208H33V206L31 205L30 207H26V209H28V210H30ZM148 208V207H147ZM95 209V208H94ZM211 209V208H210ZM101 210H103V208L101 209ZM100 210V211H101ZM193 210H196L195 208H193ZM212 210V209H211ZM11 211V210H10ZM99 211V212H100ZM12 212V211H11ZM63 212H65L64 210H63ZM95 212H97V210L95 209ZM154 212V213H153ZM264 212V206L262 207V211L261 212H257V214H254V213H252V211L251 212H249V215L248 216H246L245 218H243V220L244 221H242V220H240V218L239 217H237V218H233V221L232 220H230V222H229V227L230 228H233L234 230H236L237 228L239 229V230H245V228L246 227H248V226H250V224H251V219H255V220H258V215H260L261 213H263ZM4 212H1L0 213V215H1V217H4ZM71 213H68V215H70ZM92 217V216H91ZM231 217V216H230ZM239 218V219H238ZM61 219V218H60ZM78 220V219H77ZM84 223L85 224H88L89 222H91V220L90 219H87L86 217L84 218ZM6 222V221H5ZM76 223V222H75ZM131 223V222H130ZM52 224V223H51ZM193 225V224H192ZM258 225V224H257ZM262 226H264L263 224H261ZM212 227H213V224H212ZM211 227V228H212ZM82 228H86L87 229V232L88 231H90V227H89V224L86 226V225H83L81 228H78V229H75L76 231H78V233H79V231H81V229ZM92 228H94V227H92ZM100 229H105V228H103V227H101ZM180 229V228H179ZM180 230H183V231H187L188 232V236H189V234H190V232H191V234H192V228H187V229H180ZM264 230V229H263ZM169 231H171V230H166L164 233L166 234V233H168ZM194 231V230H193ZM104 232H101V234H103ZM160 233V232H159ZM198 233V232H197ZM160 234H163V232L162 233H160ZM159 234V235H160ZM194 234H195V231H194ZM159 235H157V236H155L154 238H151V239H149V241H147V242H145V246H144V248H149L148 250H149V253H150V255H148L149 256V258H157V253H153V250L155 249V251L156 252H158L159 254H160V256H162L164 259H165V261L167 262L168 261V259H167V257H166V255L163 253V247H164V245H168L169 247H174L177 243V239H178V236H175L173 233H169V234H167L166 235V239H164V241H161V238H160V236ZM212 235H213V230H212ZM36 237H34V239L35 240H39V237L40 236H38V235H35ZM207 236V235H206ZM26 238V236H25V234H24V239ZM197 238V237H196ZM243 238V237H242ZM241 238V239H242ZM204 239H205V243H206V240L208 241V239L207 238H205L204 237ZM196 240V239H195ZM40 241V240H39ZM12 242H15V241H12ZM222 242H223V238H219V242H217V245H218V247H219V249L221 248V244H222ZM19 243V242H18ZM21 243H24V242H22L21 241ZM40 243H41V241H40ZM240 245L242 246L243 245V243H244V241L243 240H240ZM113 244H115L114 242H113ZM23 244H20L19 245V248H18V251H21V249H23V246H22ZM128 245H131V246H138L137 244H135V243H133V239H130V243H128ZM213 246H214V249L217 247V245H214V244H212ZM179 246H182V245H179ZM177 247V246H176ZM34 248H36V246L34 245ZM39 249H41V245L38 247ZM106 248H108V246H106ZM114 250H115V247H112ZM183 248H184V250L183 251H186L187 249V245H183ZM206 248H208L209 249V247H206L205 246V249L203 248V249H197V251L198 252H200V253H202L201 254V257H202V259H204V260H206L207 261V255H205V253L207 252V249ZM39 249H34V250H36V251H38V252H41ZM127 249H128V247H127ZM245 249V247L243 248V246H242V252L243 253H245V255H246V257H247V254H249V251H246V252H244L243 250ZM10 250V248H8V250L6 251V253L8 252ZM216 250V249H215ZM107 251L108 252H106V251H104L103 253L104 254H102V255H108L109 254V249H107ZM216 252H219V253H221V254H223L224 253V251L223 250H218V251H216ZM144 253V252H143ZM143 253H140L139 254V257H137V255H136V257H137V260H138V258H139V260L141 261V264H143V262H144V260H146L147 259V257L146 256H144L143 255ZM194 253L193 252H191L190 254H187L186 256H190L188 259L189 260H192L191 258H192V256H194L193 255ZM101 255V254H100ZM134 255H135V253H134ZM176 255L177 256H185L184 254H182L181 252L179 253V252H176ZM135 257V258H136ZM246 257H245V259H246ZM104 258V257H103ZM133 258V257H132ZM134 258V259H135ZM18 259H19V257H16L15 258V260L16 261H18ZM134 259L133 260H130L129 262H131L132 261V263H134ZM244 259V260H245ZM248 259V258H247ZM203 260V261H204ZM101 261V260H100ZM102 261H103V259H102ZM68 262V261H67ZM113 262V261H112ZM128 262V263H129ZM188 263H191L190 261H187ZM121 263H122V261H121ZM248 263H250V264H252V262L250 261V260H247V263H245V264H248ZM170 264H172V263H170ZM202 264H206V263H203L202 262Z\"/></svg>",
  "mask_w": 264,
  "mask_h": 264
},
{
  "label": "built area",
  "instance_id": "5",
  "mask_svg": "<svg viewBox=\"0 0 264 264\" xmlns=\"http://www.w3.org/2000/svg\"><path fill=\"white\" fill-rule=\"evenodd\" d=\"M42 3L46 0H40ZM48 1V0H47ZM51 7L55 9V13H57L59 10H64L66 12H70L74 10L75 7L81 11L82 14H85V11L89 12L90 17H88V27L90 31H93L95 26H98V22L100 21L99 17H104V19H111L116 26V30L120 29L121 27L130 26L131 31L136 35L137 39L143 44L147 45L148 43V36L147 32L144 29H139V21L144 16H153L158 11L162 10L160 6H156L154 0H112V3L108 6H104V4L99 0H88L87 4L84 6L81 2V0H49ZM44 4L41 5V7ZM93 7L94 9H91ZM96 7V8H95ZM153 7V9L149 10V8ZM69 8V9H68ZM92 10V11H91ZM75 11V10H74ZM101 14V16H100ZM99 15V16H98ZM180 16L181 20L185 19L184 14H178ZM122 50V49H121ZM128 50V49H127ZM129 51V50H128ZM128 52L125 59V65L133 60L136 53L139 52ZM123 52V50H122ZM129 69L127 70V74L130 77ZM148 72L142 73L138 79L142 80L145 78H151L147 74ZM241 74L245 78V83H250L254 80V78L251 76V74L244 73V71H241ZM128 80V77H126ZM131 79V78H130ZM75 81V79H74ZM159 81L160 82H166L167 80L163 75H159ZM259 82V81H256ZM105 83V82H104ZM111 83V82H109ZM258 86V83H257ZM244 90H241V93H243ZM247 94V93H246ZM259 97L257 101L251 105L249 108L244 109V111L238 115L239 123L243 126L245 132L249 133L251 136V143L250 146H252L253 151L255 152V158L256 163L253 165L248 166L244 172L242 178H234L232 181L227 182L223 188H220L218 190L213 191H205L202 190V194L208 198L210 197H216L217 199L214 200L212 203H215L219 199L225 196V194H232L235 190L239 189L244 184L258 178L260 175L264 174V170H260V165L264 162V108L262 105H264V85L260 86L258 89ZM257 125H262L260 128L257 127ZM250 146H247L243 150V154L248 155L250 153ZM172 149H164L161 153H158L155 157V161L151 164L150 167H156V165L161 164V158H168L172 155ZM208 154V153H207ZM148 155L146 154L142 158L145 160L147 159ZM224 160V158H219L218 156L214 154H208L207 157L201 162V165L206 169H219V161ZM145 172V171H142ZM147 173H152V170H149ZM145 178L148 182H141V187L144 186H150L152 189V184L149 182L150 178L147 175H145ZM133 186V185H132ZM138 186H134L136 188ZM125 188V187H124ZM189 188L192 192L195 191V188L190 185ZM147 192V188L145 189ZM155 199V197L153 198ZM136 202V201H134ZM133 203V202H132ZM154 213V212H153ZM153 218H155L154 214H152ZM194 227L196 229V232H199L200 230H203L205 232V238L207 247L214 248V245H217V242H219V238L212 235V224L213 220L211 219V216L206 218L204 222L194 220ZM139 235V234H138ZM129 236V238L133 239L136 236ZM207 235V236H206ZM196 236V235H195ZM195 236L192 237V240L194 241ZM104 239V238H103ZM92 240V239H91ZM96 245L97 243L93 241ZM98 248V247H97ZM125 249V248H124ZM216 250H220L218 245L215 248ZM98 253H102L104 251L99 250ZM126 251V250H125ZM126 253V252H125ZM125 253L122 254L121 260L124 259ZM200 253V252H199ZM104 261V259H103ZM103 261H99V263L104 264Z\"/></svg>",
  "mask_w": 264,
  "mask_h": 264
},
{
  "label": "clouds",
  "instance_id": "6",
  "mask_svg": "<svg viewBox=\"0 0 264 264\" xmlns=\"http://www.w3.org/2000/svg\"><path fill=\"white\" fill-rule=\"evenodd\" d=\"M155 1V0H154ZM156 4V3H155ZM151 9H153V7H151ZM161 11V10H160ZM157 14V13H156ZM178 14H184V16H185V13L184 12H178V13H176V18H175V20H173L169 25H168V27H170L171 26V45H172V47H171V52H170V54L172 55V49H173V42H172V31H173V28H172V25L175 23H177V22H179V21H184L185 19H186V17H185V19L184 20H181L180 19V16L178 15ZM154 16V15H153ZM175 26V25H174ZM168 27L164 30V32L168 29ZM164 32L161 34V37H160V41H159V46L158 47H153V48H156V49H160L161 50V38H162V35L164 34ZM147 47H151L150 45H148V43H147V45H146ZM212 47V45H210V48ZM215 49H216V52H217V54H218V56H219V59H220V61H221V63L223 64V65H225V66H228V67H230V66H232L233 64H238V65H241L242 66V60H243V57L241 56V54L239 53V52H237L234 48H232L231 47V42L230 41H219V42H216L215 43ZM140 52H147V53H152L151 51H146V50H140L139 51V53ZM138 53V54H139ZM152 54H154V53H152ZM154 55H156V54H154ZM135 56H137V53H136V55ZM158 57V56H157ZM158 59H159V61L161 62V65L163 66V67H165V68H169L170 67V65H171V62L169 63V65H167V66H165L164 64H163V62L160 60V58L158 57ZM170 59H171V57H170ZM150 72V71H149ZM241 72V71H240ZM141 75V74H140ZM139 75V76H140ZM161 75H163L164 76V74H161ZM138 76V77H139ZM138 77L137 78H132L131 77V75H130V78L133 80V82H134V87H132L131 88V91L132 90H135L136 91V93H137V95H138V97H143V95H146L147 96V98H149V94H150V92L152 91V82H151V78H145L144 79V81L142 82V83H140L139 81V79H138ZM165 77V76H164ZM169 81H171V79H167V81L166 82H161V83H163V84H167V83H169ZM201 80H199V82H200ZM198 82L197 81H195L194 82V84H197ZM251 83V82H250ZM250 83H248V84H250ZM177 84V83H176ZM178 86H182L183 84H177ZM149 86H151V88L149 87ZM192 86H193V84H192ZM165 88H166V85L164 86V90H165ZM124 92H126L125 90H123ZM164 93H165V91H164ZM163 97H164V94H161ZM152 102H157V100H151L148 104H151ZM148 104H145L144 106H141V108H143V107H145L146 105H148ZM205 107V106H204ZM206 108V107H205ZM1 116V115H0ZM145 116H151V118H153V117H163V118H166V116H158V115H150V114H144V115H141V117H145ZM140 116L139 117H137V119L138 118H141ZM169 118H172V117H169ZM169 118H166V119H169ZM172 120H173V118H172ZM174 121V120H173ZM176 122H178V121H176ZM1 123V122H0ZM134 124H137V123H134ZM179 125V124H178ZM222 125V124H221ZM109 126H112V125H109ZM216 126H218V125H216ZM176 127H178V126H176ZM214 127V126H213ZM192 128V127H191ZM180 129V128H179ZM179 129L177 128V131H178V133H180V134H182L180 131H179ZM146 130H144L143 132H141V134L140 133H136V132H133V134L134 135H132V136H135V135H139L140 137H139V141L140 142H142V146H141V149H142V151L143 150H145V152L144 153H141V155H140V161L138 160L137 162H134V165L133 166H135V163H138V165H140L139 167H140V171H145V172H148L149 171V166H151V164L155 161V158H154V160L153 161H150V143L152 142V139L154 138V135L153 134H150L149 132H147V135H143L144 133H146L145 132ZM137 137V136H136ZM143 140H144V142L145 141H147V142H145V143H143ZM169 149V150H171V148H168V147H162V149H160L157 153H156V155L158 154V153H161L164 149ZM173 150V149H172ZM174 151H172V153H173ZM148 155V157H147V159H143L142 157L143 156H145V155ZM156 155H155V157H156ZM172 156V155H171ZM145 167H147L146 169H145ZM29 169V168H28ZM142 169H144V170H142ZM211 170V169H210ZM1 173H3L1 170H0V176H3V177H5V178H7V179H10V178H12V175L14 174V173H9V174H7V173H3V175L1 174ZM135 173H136V175H135V178H137V173H138V171L136 170L135 171ZM5 175V176H4ZM261 176V175H260ZM10 177V178H9ZM243 177V176H242ZM241 177V178H242ZM24 180V179H23ZM82 185H84V184H82ZM82 185H76V186H71V187H69L70 189L72 188L73 189V192L76 194V195H78V194H80V189H84V188H82ZM194 188H195V191L194 192H192V194H190V192L188 193V194H186L185 196L186 197H184V198H182V199H180V201L182 202L183 200H186V199H190V198H193V197H197V196H201L202 195V190H204V189H200L199 191H197L196 190V187L195 186H193ZM220 189V188H219ZM152 190H154L153 188H152ZM213 190H218V189H212V190H210V191H213ZM205 191H208V190H205ZM154 192L157 194V192H156V190H154ZM87 194H88V192H87ZM189 195H191V196H189ZM229 194H225V196L224 197H222L221 199H219L218 201H216L215 203H213V204H217V203H223V209H224V215H225V220H226V222H227V226L229 225V222H230V220H232L233 221V219L230 217V215H229V213L227 212V210H226V206H227V202H226V196H228ZM263 195V196H262ZM91 196V195H90ZM261 196L263 197V199H262V201H261V203H259L258 204V208L259 209H252L251 211H252V213H254V214H257V212H260L261 210H262V207L264 206V191L262 192V194H261ZM159 197V196H158ZM157 196H156V198L155 199H157L158 198ZM86 198V197H85ZM137 202H139L140 204H141V201L140 200H137ZM211 203V202H210ZM210 203H208V204H210ZM10 204V203H9ZM11 204H13V203H11ZM16 204V203H15ZM79 204V203H78ZM207 205V203H202V204H197V203H193V204H191L190 205V207H191V211H192V215H193V221H192V224L194 223V220H197L196 218H195V215H194V212H193V208L195 207V206H199V207H202V206H206ZM182 206L184 207V205L182 204ZM77 207H78V205H77ZM77 207L75 208L76 209V211H77ZM103 207V206H102ZM211 209H212V207H210ZM210 209V211H212ZM184 211L185 210H182V212H181V216H182V218L180 219V220H182V219H185L186 218V214L184 213ZM209 216H211V213H210V215ZM208 216V217H209ZM207 217V218H208ZM154 219H156V220H159V219H157L156 218V216H155V218ZM212 219V218H211ZM239 219V218H238ZM241 220V219H240ZM164 221H168V220H164ZM177 221H179V220H177ZM197 221H199V220H197ZM244 221V220H243ZM204 222V221H203ZM230 226V225H229ZM228 226V228H230ZM175 228H177V227H175ZM179 229V228H178ZM185 229H187V228H185ZM192 229L195 231V234L194 235H192V234H190L188 237H189V239H190V241H191V243H190V245H187V250L186 251H183L184 250V248H183V245L182 246H178V247H176L175 249H174V251H175V253L176 252H181L182 254H184L185 256H177V257H180L181 258V263L182 264H187L188 262L187 261H190L191 263H189V264H202V262L203 263H205L204 261H203V259H202V257H201V254L202 253H199L197 250H195L194 249V243H195V239H196V237H197V235L199 234V232L197 233L196 232V229H195V227H194V224L192 225ZM230 229H233V228H230ZM180 230V229H179ZM234 230V229H233ZM234 231H236V230H234ZM160 233H162V232H160ZM160 233H155V234H153V235H150V236H146V237H151V236H157V235H159ZM205 233V232H204ZM196 235V236H195ZM8 236L9 235H7L6 237H5V239H4V241L3 242H1L2 244H3V247H2V251H3V249H5L4 251H3V256H5L6 258L7 257H10V256H15V252H17L18 251V248H19V245L20 244H23V243H21V240H16L15 241V243L11 246L9 243H13L12 242V240H7V238H8ZM138 236H144V235H138ZM195 236V239H194V241L192 240V237H194ZM80 239L79 240H77L78 241V243H86V245H85V247L87 246V245H89V246H92V247H94V246H96V244L91 240V238L90 237H87V238H83L82 237V235H79L78 236ZM127 237L129 238V236L127 235ZM137 237V236H136ZM204 237H205V234H204ZM217 237H219V236H217ZM111 239H114V235H111ZM121 239V237L120 236H118V235H116V242H117V245H120V248H122V249H126L127 250V247H128V252H126L125 253V257H124V259L122 260L123 261V264L125 263V264H127L130 260H131V258H132V252H137L138 254H137V257H139V254L140 253H143V252H141V250H139V249H136L135 247L133 248L131 245H127V244H125V245H122L121 244V242L120 243H118V240H120ZM131 239V238H130ZM19 242V243H18ZM23 242V241H22ZM32 245H37V249H38V247L41 245V243H40V241L39 240H36V243H31L28 247H27V243L26 242H24V250H27L28 252H30V251H34V249H31L30 251H29V248L30 247H32ZM8 248H10V250L6 253V251L8 250ZM97 248V247H96ZM98 249V248H97ZM144 249V248H143ZM163 249V248H162ZM103 250V249H102ZM220 250H222V249H220ZM154 251H155V249H154ZM216 251H218V250H216ZM20 252H22V251H20ZM191 252H193L194 254V256H192V260H189L188 258L190 257V256H186L187 254H190ZM143 255L144 256H146L147 257V259L146 260H144V262H143V264H152V262L155 260V259H157V258H149L145 253H143ZM32 256L34 257V255L32 254ZM24 257H27L26 255H24ZM135 257H136V254H135ZM137 257L134 259V263H132V264H141V261L140 262H138V260H139V258H138V260H137ZM161 258H163L162 256H161ZM245 260L243 259L242 260V262L240 263V264H245ZM177 263H178V261H177ZM63 264H76V262H70V261H66V262H63ZM97 264H101V263H97Z\"/></svg>",
  "mask_w": 264,
  "mask_h": 264
},
{
  "label": "water",
  "instance_id": "7",
  "mask_svg": "<svg viewBox=\"0 0 264 264\" xmlns=\"http://www.w3.org/2000/svg\"><path fill=\"white\" fill-rule=\"evenodd\" d=\"M169 1H174V2H178V3H182V2H185V1H194V2H198L200 4H205L206 6H208L213 11L218 12V13H221V14H225V15H230L233 12H237V13H243V12L244 13H250V12H254V11H256V10H258L260 8L259 5H257L256 3L250 4V5H246V6H243V5L235 6V5H231L229 3L220 2L219 0H169ZM3 4H6V1H3ZM263 5H264V3H263ZM101 23H103V20H101ZM174 25H175V23L172 25V28L174 27ZM27 27H30V25H27ZM16 30H18V27L16 28ZM254 38L257 39V37H254ZM20 42L23 45H25V46H29V43L30 42L28 41V35H27V33L25 31H23V32L21 31ZM255 48H256L255 46L252 47L253 50ZM247 55H248V53L247 54H244L242 56L243 59H246L247 58ZM7 59H8V61H13L14 60V53H11L10 56ZM23 61L24 60L22 58H19V60H18V62H20V63H23ZM166 118H169V117H166ZM235 118H233V119H235ZM173 120L176 122L175 119H173ZM223 124H225V123H223ZM199 125L200 126H204V127H210V126H205V125H202V124H199ZM179 127H180V125H178L177 128L179 129ZM192 128H194V127H192ZM179 131L184 136H188L190 134V129H188L187 131H184V132H182L179 129ZM136 143H138V145H141L142 144L139 140H137ZM74 145H77V143H75ZM99 150H101V148H99ZM127 150L128 151L130 150L129 147L127 148ZM111 151L114 153V160L117 159V155H116L115 149H112ZM143 152H145V150H143ZM83 157H84V155H83ZM114 163H115V161H113V162L111 161L109 163V165L112 166V165H114ZM175 205H176L177 209L179 210V212L181 213L182 210H183L181 201L180 200L176 201ZM171 228H175V227H171ZM31 249H32V247L29 248V251Z\"/></svg>",
  "mask_w": 264,
  "mask_h": 264
},
{
  "label": "crops",
  "instance_id": "8",
  "mask_svg": "<svg viewBox=\"0 0 264 264\" xmlns=\"http://www.w3.org/2000/svg\"><path fill=\"white\" fill-rule=\"evenodd\" d=\"M214 59L216 60V61H220V59H219V56H218V54H217V52L214 54ZM246 61V60H245ZM170 62H171V59H170ZM247 64V63H246ZM262 66L260 67V68H258V69H255L254 68V65L253 64H251V65H246L241 71H244V73H247V74H256L257 76H261V73H259L262 69ZM206 69H205V67H202V68H200V69H198L197 68V70H196V76H197V74H199L200 72H204ZM199 72V73H198ZM74 73L76 74V71H74ZM261 78V77H260ZM253 82V86L251 87L250 86V84H246L245 86H243L242 88H241V90H244V92L243 93H239V95L238 96H236V97H231L230 99H231V101H235L234 99L235 98H238V99H240V100H238L237 102H236V105L234 106L233 104L232 105H229L230 107L229 108H226V109H228V111H236V110H240V109H242V108H244V109H246V108H249L251 105H253L256 101H257V99H258V97H259V94H258V89H259V87L260 86H262V85H264V82L261 80L260 82H256L255 80H253L252 81ZM71 83H73V82H67L66 84H62V85H65L66 86V92H67V89H69V87H70V85H71ZM76 83V82H75ZM257 83H258V86H257ZM248 86H249V88H248ZM58 87V86H57ZM59 88V87H58ZM43 90V89H42ZM43 92H44V90H43ZM65 92V93H66ZM247 93V94H246ZM249 93V94H248ZM48 94H50V95H52L51 93H49L48 92ZM229 99V100H230ZM68 101H72V100H68ZM231 101H227V102H225L223 105H225L226 103H228V102H231ZM235 103V102H234ZM252 103V104H251ZM223 105H221L220 107L221 108H218L219 109V111H221L222 110V108H223ZM207 106H208V104H207ZM209 107V106H208ZM208 107H206V109L208 108ZM211 107V106H210ZM208 110V109H207ZM208 111H210V110H208ZM216 111V110H215ZM222 111H227V110H222ZM7 114V112L5 113V115ZM2 165H3V163H2ZM21 169V168H20ZM24 170V168H22L21 170H20V175L22 176V171ZM19 177V176H18ZM247 228V227H246Z\"/></svg>",
  "mask_w": 264,
  "mask_h": 264
}]
</instances>
